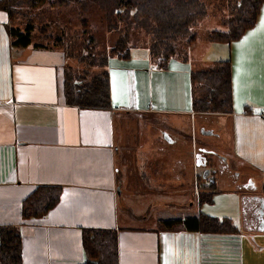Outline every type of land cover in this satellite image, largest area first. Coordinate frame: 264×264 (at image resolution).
<instances>
[{
    "label": "crops",
    "instance_id": "obj_1",
    "mask_svg": "<svg viewBox=\"0 0 264 264\" xmlns=\"http://www.w3.org/2000/svg\"><path fill=\"white\" fill-rule=\"evenodd\" d=\"M7 21L0 9V224L18 225L24 264L84 263L81 228L89 226L117 230L119 264H264V5L240 39L206 44L210 63L231 59V113L194 112L185 92L183 105H176L178 94L169 93L174 76L148 51L133 50L121 63L110 58L111 110L69 105L62 87L64 54L12 47ZM247 105L253 113L244 112ZM225 125L234 143L225 161L231 158L234 167L212 174L215 195L221 185L243 196L238 232L166 229L158 218L148 226L129 222V212L144 217L138 212L145 206L136 201L145 194L183 198L192 189L196 201L190 205L200 211L238 213L229 204L216 211L215 195L205 207L198 197L208 179L198 180L204 169L197 161L208 147L196 141V133L202 130L208 139ZM144 152L149 160L141 166ZM145 183L152 187H135ZM40 184L63 186L59 204L41 218L24 219L22 200ZM256 187L260 194L253 193Z\"/></svg>",
    "mask_w": 264,
    "mask_h": 264
},
{
    "label": "trees",
    "instance_id": "obj_2",
    "mask_svg": "<svg viewBox=\"0 0 264 264\" xmlns=\"http://www.w3.org/2000/svg\"><path fill=\"white\" fill-rule=\"evenodd\" d=\"M229 16L221 18L225 30H206L205 39L212 43H231L245 30L256 25L264 0H228ZM0 9L8 14L5 24L12 47L57 50L64 54L63 93L67 104L80 107H113L109 61L112 56L128 59L132 47L143 46L162 70L171 58L188 59V47L198 39L193 25L208 14L204 0H0ZM52 9L57 13L51 15ZM60 9L75 12L64 21ZM93 9L102 12V22L117 33V40L102 51L99 38L91 31L86 17ZM79 29L75 28L74 18ZM137 37V42L133 39ZM231 59L191 69V110L197 113L233 112ZM245 113H253L250 105ZM200 174L198 180L203 181ZM205 180V179H204ZM63 186L40 184L22 200L21 217L41 218L55 208ZM215 180L201 186L200 204L214 201ZM264 192V184H263ZM161 228H186L207 233H236L238 226L229 216L218 217L200 211L196 216L170 217L159 220ZM81 243L85 262L82 264H119L117 230L82 227ZM0 264H24L22 232L18 225L0 224Z\"/></svg>",
    "mask_w": 264,
    "mask_h": 264
},
{
    "label": "rangeland",
    "instance_id": "obj_3",
    "mask_svg": "<svg viewBox=\"0 0 264 264\" xmlns=\"http://www.w3.org/2000/svg\"><path fill=\"white\" fill-rule=\"evenodd\" d=\"M206 3V6H208V14L206 17H204L202 20L198 21L197 24L193 25V30L197 31L199 33L198 39L193 42L188 47V53L189 57L188 59H184V57H180L177 55L171 58L169 67L167 69L168 75H173V83L174 86L170 88V94H175V92L178 94V97L176 99V105H183V98L182 95H185L189 93L190 96V80L185 75V72L190 71L191 69H196L201 66L209 65V58L211 57L210 53H207L206 51V44L210 43L208 40L205 39V31L206 30H217L222 29L225 30V27L221 23V18L229 16V10H228V0H204ZM57 9H52L51 15L57 13ZM60 17L61 20L64 21L68 14L74 15L75 12L70 11L69 9H60ZM102 12L93 9L91 13L86 15L89 19V24H91V31L96 34V36L99 38L100 41V48L102 51L109 49L110 46L114 44V42L117 40V33L111 32L108 30L107 23L102 22L101 18ZM78 17L74 18L73 23L75 25V28L79 29L78 25ZM102 20V21H101ZM133 42H137V37L133 39ZM211 44V43H210ZM134 52L141 51V52H149V49L147 47L143 46H136L131 48ZM204 55V59L202 60L200 58V55ZM150 54V52H149ZM113 61H117L118 63L123 62L122 59H118L115 56H112ZM200 59L201 62H197V60ZM121 61V62H120ZM138 62V61H137ZM124 63H126L124 61ZM128 64V63H127ZM130 64H135L134 62H131ZM211 64V63H210ZM166 70V69H165ZM163 70V72L165 71ZM143 71V69H142ZM186 77V80H185ZM142 79H141V85H142ZM185 82H186V88H185ZM188 83V87H187ZM175 91V92H174ZM175 94V95H177ZM185 102H186V96H185ZM187 104V102H186ZM185 104V107H187ZM171 105V103H170ZM156 117L157 120H160L157 115H153ZM202 130L200 131L198 129L196 133L197 142L204 146V148L209 147L212 148L213 151L216 152V156H214L215 160L213 163V168L217 169L218 176L220 173L223 172V170L226 169V167H234V162L231 158L228 157V161H225L226 153L230 154L233 152V131L231 128L225 127L220 128L219 132L220 134H214L210 138L205 139ZM141 158H139V163L142 164L141 166L145 165L146 162L149 160V156L147 152L141 153ZM207 183V182H205ZM136 188H143V190H146V188H151L152 185L150 183H145V185H139L135 186ZM218 192L216 196V202L214 203L216 211L222 209V205L229 204L233 205L236 209H238V213L235 211H225L222 212L225 214H229L233 221L238 226L241 222L240 215L242 214V211H244V205H243V196L239 195L237 192H231L229 190H225L221 187V185L218 188ZM254 194H260L261 193V187H256L253 190ZM194 194V189L191 190V194L188 192V196L179 198H170V199H154L152 195L145 194L144 197L146 199H143L142 202L136 201V203L144 205L145 211L138 212L142 213L144 215L143 218L137 219L134 218L132 215H134V212H129L127 219L129 222H132L135 225H145L148 226L152 223H154L157 218L158 219H165L170 217H184V215L192 216L197 215L198 212H200V207L191 206V202L196 201V197L192 196ZM191 195V196H190ZM212 203V202H211ZM211 203H204L205 207L208 204ZM250 204H247L248 213L250 211ZM214 208V207H211ZM133 210V209H132ZM205 212L204 210H201ZM219 217L223 214L219 213ZM228 216V215H226Z\"/></svg>",
    "mask_w": 264,
    "mask_h": 264
},
{
    "label": "water",
    "instance_id": "obj_4",
    "mask_svg": "<svg viewBox=\"0 0 264 264\" xmlns=\"http://www.w3.org/2000/svg\"><path fill=\"white\" fill-rule=\"evenodd\" d=\"M205 151H206V149H205ZM211 153H213V155H215L216 154V152L215 151H211ZM216 156V155H215ZM214 160H215V158L213 157L212 159H202V158H198V161H197V165L199 166V167H201V168H203L204 169V171H203V173H202V176H203V178L204 179H208L209 181H213L214 179H215V177H214V175L212 174V172H215L217 169H215V168H213L214 170H212L211 168H210V166H207V164H209V163H214ZM261 214H262V216H261V226H262V228H264V211L263 212H261Z\"/></svg>",
    "mask_w": 264,
    "mask_h": 264
},
{
    "label": "flooded vegetation",
    "instance_id": "obj_5",
    "mask_svg": "<svg viewBox=\"0 0 264 264\" xmlns=\"http://www.w3.org/2000/svg\"><path fill=\"white\" fill-rule=\"evenodd\" d=\"M212 150H213L212 148H209V147H208V149L206 150V155H204V156L202 155V156H203V160L206 159V158H207V159H209V158L212 159V158L215 156V155H213V153H211ZM207 166H210V168H211L212 170H214V169H213V163H212V162L209 163V164H207ZM202 169H203V168H202Z\"/></svg>",
    "mask_w": 264,
    "mask_h": 264
}]
</instances>
